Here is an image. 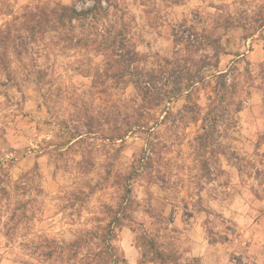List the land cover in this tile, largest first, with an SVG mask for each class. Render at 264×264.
Segmentation results:
<instances>
[{
	"label": "rangeland",
	"instance_id": "rangeland-1",
	"mask_svg": "<svg viewBox=\"0 0 264 264\" xmlns=\"http://www.w3.org/2000/svg\"><path fill=\"white\" fill-rule=\"evenodd\" d=\"M73 2L0 0V40L9 39L0 43V264H65L59 258L68 254L78 232L98 226L119 202L112 180L104 182L108 170L113 177L127 171L148 142L153 175L167 183L161 188L147 177L134 183L141 203L137 230L123 228L118 245L134 254L136 248L138 264H151L154 256L143 237L154 238L165 252L170 242L182 239L173 225L181 209L192 219L202 218L211 241L225 243L232 236L247 243L250 258L264 261V0H104L105 7L114 6L109 24L127 28L138 51L151 56L144 69L163 68L172 87L195 84L191 102L182 96L153 112L157 120L166 118L165 124L151 135L129 137L122 149L99 137L74 145L68 124L87 110L131 103L135 90L98 78L107 57L93 47H77L82 29L74 41L57 32L46 37L45 46L32 45L18 20L29 6ZM83 4L93 2L77 3ZM210 35L220 48L219 66L213 42L198 45ZM193 40L198 47H191ZM200 57L209 64L202 71L195 65ZM39 71L46 73L43 82L36 81ZM224 73L236 89L225 102L229 112L220 118L215 145L205 151L198 141L202 121L186 128L183 108L198 103L203 119L218 100L216 86ZM173 96H178L175 88ZM86 147L96 163L91 175L78 169ZM90 184L103 186L90 195ZM233 208H247L255 220L244 225L247 238H239L237 213H229ZM51 251L60 254L53 263L46 259Z\"/></svg>",
	"mask_w": 264,
	"mask_h": 264
},
{
	"label": "trees",
	"instance_id": "trees-1",
	"mask_svg": "<svg viewBox=\"0 0 264 264\" xmlns=\"http://www.w3.org/2000/svg\"><path fill=\"white\" fill-rule=\"evenodd\" d=\"M80 1L82 0H74L72 5L59 3L55 6L43 4L29 6L18 20L21 22L22 29L27 33V44L32 45L42 43L41 45L45 46L46 37L57 32L63 33L61 36L66 41H74L77 31L82 29V37L76 39L77 47H93L107 57L103 72L97 71L98 78L111 81L110 83L116 88L135 90L132 102L126 103L121 107L122 109L118 105H112L103 111L87 110L83 116L72 117L68 124L72 129L71 138L75 142L74 145L83 146L87 140L99 137L105 143H120L122 145L120 149H122L129 137L138 133H150L151 135L154 129L165 124L166 118L157 120L153 112L182 96L186 97L188 103L191 102V93L195 89V84L183 88L182 83L178 82L172 87L171 81L164 76L163 68L159 72L144 69L142 64L148 63L151 56L138 51L127 28L115 30V25L109 24L113 4L105 7L104 0H90L93 2L92 6L87 7L86 4L78 6L77 3ZM213 38V35L205 37L198 44L199 47L207 48L210 45L207 41H212ZM8 40L3 38L0 43L6 44ZM183 40L185 42L186 39ZM196 44L197 42L193 43L191 47H198ZM213 45L218 49L217 65L219 66L220 48L216 42H213ZM195 65L202 71L209 64H207V59L200 57ZM4 68L7 69V65H4ZM45 74L44 71L37 72L36 81L43 82ZM227 82V74H220V80L216 86L218 100L211 104L203 119L198 118L202 111L198 103H190L191 105L187 104L183 108L186 114L181 121L186 128L202 121L201 130L203 132L198 137V141L205 151L215 145V135L222 125L220 118L229 112L225 102L236 88ZM174 88L178 96H173ZM101 93L107 94L108 90L104 89ZM164 109L166 113L170 110L169 107ZM152 147L153 145L148 142L142 156L134 160L127 171L117 172L113 177V170H108L104 182L112 180V186L119 190L118 204L107 209L105 218L100 220L98 226L79 231L75 240L69 245L68 254L60 257V254L57 256L56 252L47 253L46 259L50 263L57 261L60 257L59 261L65 264H70L72 261H75L73 264H128L124 250L118 245V240L123 228L130 227L137 230L136 213L141 208V203L134 196V183L141 177H147L150 184L161 188H165L167 183L164 178L158 179L153 175L155 164L151 157ZM83 149L78 169L81 174L91 175L96 169L93 150H88L87 147ZM207 165L208 163L204 168H207ZM102 186L103 184L95 186L90 184V195H94ZM143 242L146 248L152 250L154 256L152 263L169 264L172 260L173 253H167L166 250L162 252L154 238L146 234ZM86 248L88 252L84 255ZM147 255L146 252L144 257Z\"/></svg>",
	"mask_w": 264,
	"mask_h": 264
},
{
	"label": "crops",
	"instance_id": "crops-1",
	"mask_svg": "<svg viewBox=\"0 0 264 264\" xmlns=\"http://www.w3.org/2000/svg\"><path fill=\"white\" fill-rule=\"evenodd\" d=\"M248 208L251 209L249 205ZM246 209L247 208H243L240 210L233 208V211L235 212H229L230 215H235L234 213H237V217L234 218V221L237 223L240 232L242 233V236L239 237L240 239H243V235L247 238L248 234V230L244 225L249 223L251 216L249 210L246 211ZM251 221L252 226L255 220L251 219ZM173 225L179 230L180 233L178 234L182 239L169 243L170 245L166 252L173 253L172 257L174 256V253H177L178 255L175 260L174 257L172 258L169 262L170 264H264V261L262 260H253L249 257L250 252H247L248 248H246L247 243L245 241L240 244L238 240H234L233 237L229 235H227V237L230 239L225 243L211 241L207 236L202 218H190L188 210L182 211L181 209H178L174 216ZM262 249L264 248L262 247ZM124 250L126 252L128 264H138V250L133 247L136 254L127 248H124ZM254 253L257 254L258 252ZM258 255L263 257L259 253Z\"/></svg>",
	"mask_w": 264,
	"mask_h": 264
},
{
	"label": "built area",
	"instance_id": "built-area-1",
	"mask_svg": "<svg viewBox=\"0 0 264 264\" xmlns=\"http://www.w3.org/2000/svg\"><path fill=\"white\" fill-rule=\"evenodd\" d=\"M188 37H190V36H188ZM193 43H195V40H193Z\"/></svg>",
	"mask_w": 264,
	"mask_h": 264
}]
</instances>
